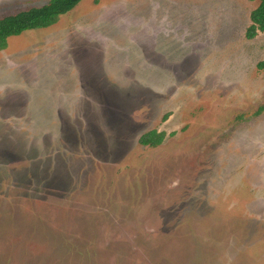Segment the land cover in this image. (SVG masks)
<instances>
[{"label":"rangeland","instance_id":"rangeland-1","mask_svg":"<svg viewBox=\"0 0 264 264\" xmlns=\"http://www.w3.org/2000/svg\"><path fill=\"white\" fill-rule=\"evenodd\" d=\"M258 3L81 0L7 39L0 264H264Z\"/></svg>","mask_w":264,"mask_h":264},{"label":"trees","instance_id":"trees-1","mask_svg":"<svg viewBox=\"0 0 264 264\" xmlns=\"http://www.w3.org/2000/svg\"><path fill=\"white\" fill-rule=\"evenodd\" d=\"M80 1L47 0V3L41 7L30 8L26 11L0 18V51L6 49L8 38L19 36L26 31L51 27L58 21L60 16L70 12ZM258 1L257 7L249 14L250 25L245 32L247 40H252L258 33L264 32V0ZM257 67L263 68L264 62H260ZM163 138L164 133L152 130L141 135L138 143L141 146L154 148L162 143Z\"/></svg>","mask_w":264,"mask_h":264},{"label":"crops","instance_id":"crops-1","mask_svg":"<svg viewBox=\"0 0 264 264\" xmlns=\"http://www.w3.org/2000/svg\"><path fill=\"white\" fill-rule=\"evenodd\" d=\"M0 52H2V51H0ZM7 106V105H6ZM8 107V109L7 110H5V106H4V111H8L9 110V108H10V106H7ZM21 108H22V106H21ZM1 111H3V110H1ZM9 115H10V113H8ZM25 116H27L29 119H28V122H27V130L29 129V122L32 120V116L30 115V114H28V113H25ZM31 118V119H30ZM30 120V121H29Z\"/></svg>","mask_w":264,"mask_h":264}]
</instances>
